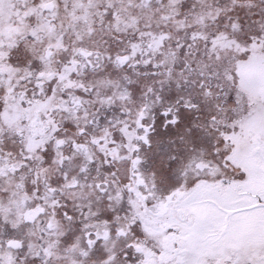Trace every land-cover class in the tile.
Masks as SVG:
<instances>
[{"label": "snow or ice", "instance_id": "6c2138e0", "mask_svg": "<svg viewBox=\"0 0 264 264\" xmlns=\"http://www.w3.org/2000/svg\"><path fill=\"white\" fill-rule=\"evenodd\" d=\"M0 264H264V0H0Z\"/></svg>", "mask_w": 264, "mask_h": 264}]
</instances>
